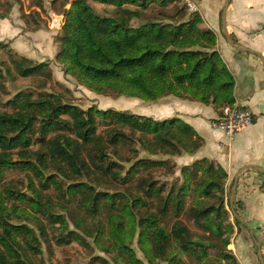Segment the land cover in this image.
Returning <instances> with one entry per match:
<instances>
[{
    "label": "trees",
    "instance_id": "1",
    "mask_svg": "<svg viewBox=\"0 0 264 264\" xmlns=\"http://www.w3.org/2000/svg\"><path fill=\"white\" fill-rule=\"evenodd\" d=\"M94 1L113 5L116 14H101L88 0L72 1L65 12L62 33L57 37L60 47L56 59L63 64L66 74L106 95L147 101L175 95L216 106L234 104V75L216 50L215 32L204 26L198 11L187 21L174 23L164 17H184L187 5H180L181 0ZM152 3L161 7L158 16L146 11ZM170 3L173 6L168 8ZM131 18L143 22L132 26ZM3 47L5 44L0 42V48ZM33 78L37 88L46 87L53 78L49 61L34 62L17 52L0 53V179L5 167L19 165L33 170L40 179L58 182L55 176L44 175L46 169L52 168L62 178L78 181L67 191L73 196L80 193V205L92 216L110 210L114 244L133 258L135 252L126 242L127 229L133 233L137 226L139 244L150 264L158 260L165 264H239L228 247L233 228L224 207L227 171L214 160L203 158L184 166L185 181L178 190L171 187L166 199L159 198L162 206L158 211L141 216L135 211L149 204L144 196H161L162 186L155 187L151 182L143 195L121 203L117 194L97 191L92 185L115 180L119 163L111 154L122 155L129 140L135 139L155 152L171 154L194 143L193 149L188 150L196 152L204 140L191 125L178 117L161 120L114 108L84 109L70 99L65 100L61 93L39 90L35 96L33 91L21 88ZM9 81L16 93L7 98ZM101 125L105 126L99 131ZM128 150L139 156L133 147ZM162 162L140 158L121 178L127 181L138 168L157 167ZM84 176L90 184L84 182ZM197 177V198L190 213L198 226L209 231V239L196 235L180 222L169 230L162 221L169 214L170 201L176 211L185 208L191 179ZM144 181L139 178V191ZM40 198L38 194L28 198L26 193H16V199L26 200L36 210L44 208ZM3 199L0 195V264H32V256L41 253L40 238L29 225L11 221L12 213ZM20 211L27 213L25 209ZM52 215L63 228L64 220ZM124 216L130 219L131 228L124 226ZM85 221L79 218L76 226L93 234ZM235 222L242 225L236 217ZM76 233L71 230L64 240L76 238ZM134 263L143 261L135 258Z\"/></svg>",
    "mask_w": 264,
    "mask_h": 264
},
{
    "label": "rangeland",
    "instance_id": "2",
    "mask_svg": "<svg viewBox=\"0 0 264 264\" xmlns=\"http://www.w3.org/2000/svg\"><path fill=\"white\" fill-rule=\"evenodd\" d=\"M72 1L0 0V42L5 44V47L0 48V53L8 55L10 52H17L34 60V62L49 61V66L53 72V78L47 83L45 88H37L34 78L30 79L27 84H23L21 88L33 91L35 96L39 90L61 93L65 97V100L68 101L70 99L73 103L84 109L97 106L100 109L114 108L147 116L148 114H144L148 107L147 102H156L158 100L147 101L126 95L116 96L98 93L83 85L75 76L65 73L63 64L56 59L60 47L57 37L62 33L65 12L71 7ZM88 2L101 14H116V9L113 5L102 4L94 0H88ZM179 4L187 5L186 15L184 17H164L166 21L174 23L187 21L188 18L192 17L193 12L197 11V6L193 0H181ZM192 5H195V9ZM172 6L173 3H170L168 8ZM126 7L131 9L136 8L134 5H127ZM146 11L153 16H158L162 10L158 3H152ZM142 22V19H130L132 26H137ZM6 85L10 86L7 98L12 97L16 93L14 86H12V82L10 81L6 82ZM104 126L101 125L99 131L103 130ZM129 146L136 149L139 156H136V153L129 152ZM193 146L194 143L187 148L181 147L180 150H175L174 154H171L164 153L163 151L155 152L148 147L145 148L135 139L129 140L128 146L122 149V155L111 154L112 159L119 163V166L116 168L117 177L114 178L115 180L111 183L97 182L92 185H94L97 191H107L117 194V200L122 203V201L126 200L132 202L138 195H143L142 193L148 184L154 182L155 187H163L162 195L152 194L144 196L149 204L141 206L135 212L140 216L145 213L156 212L162 206L159 198L166 199L171 187L177 191L184 183L183 167L186 165L191 166L195 161L206 158L183 160V156L186 154H195L197 152L193 153L188 150H192ZM144 157L150 160H162L163 162L157 167L138 168L137 171L130 175L127 181H124L121 177L131 170L138 159ZM208 163H210V160H208ZM214 164L216 165V163ZM44 175L48 177L51 175L55 176L58 182L45 180V177L44 179H40L33 170L22 168L19 165L5 167L0 179L1 199L3 197L7 199L3 200L12 213L11 221L29 225L40 238L41 253L32 256V264H142L134 263L135 258L141 259L143 264H150L148 257L139 244V227H134L133 233L127 229V236L129 238L126 242L135 252V257L133 258V255L114 244V231H112L113 224L108 215L109 209L108 211L102 210L96 216L90 215L85 207L79 203L82 195L79 193L73 196L67 191V187L78 181L62 178L52 168L46 169ZM199 175L202 176V174ZM84 177V182L90 184L87 176ZM140 177H143L145 179L144 182H146L142 183L143 187L141 191L137 187ZM228 178L229 174L227 172L224 207L228 211V222H230L233 228L230 243L232 244L236 232H248L249 228L244 223L239 225L235 222V217L230 206V194L234 180L230 181ZM197 179L198 177L191 179L185 208L181 211H176L173 201H170L171 208L169 214L167 217H163L162 221L169 230L174 223L180 222L196 235L209 239V235H211L209 231L201 225L198 226L190 213L193 201L197 198V193L194 190V185L198 182ZM9 190H12L15 194L9 195ZM18 192L26 193L28 198H32L36 194L40 195L44 208L36 210L33 206H29L26 200L16 199V193ZM121 196H125V198ZM234 206L241 218L244 219L238 209L242 207H237L235 201ZM17 207L20 210H27V213H23L20 210L15 211L14 208ZM52 214L59 215L64 220V227L65 225L67 227L61 228V222L56 221ZM79 218L86 220V226L93 229V234H88L87 230L84 228L79 229L76 226V221ZM124 219V226L131 228L130 219L126 216H124ZM71 230L77 231L75 234L76 238L65 241L64 238ZM62 239L63 241L60 242ZM188 259L190 260V258ZM156 264H165V262L158 260Z\"/></svg>",
    "mask_w": 264,
    "mask_h": 264
},
{
    "label": "crops",
    "instance_id": "3",
    "mask_svg": "<svg viewBox=\"0 0 264 264\" xmlns=\"http://www.w3.org/2000/svg\"><path fill=\"white\" fill-rule=\"evenodd\" d=\"M193 1L204 26L215 32L216 50L234 75V104L251 110L253 123L229 136L212 125L221 115L222 105L175 95L147 102L144 114L161 120L178 117L191 125L204 144L183 160L206 157L222 165L228 179L234 180L230 199L238 177L230 206L235 209V201L237 207H242L238 209L249 231L236 232L229 248L239 264H264V171L247 168L250 164L264 168V59L255 52L236 49L225 33L226 27L239 46L264 53V0H229L226 8L225 0Z\"/></svg>",
    "mask_w": 264,
    "mask_h": 264
},
{
    "label": "built area",
    "instance_id": "4",
    "mask_svg": "<svg viewBox=\"0 0 264 264\" xmlns=\"http://www.w3.org/2000/svg\"><path fill=\"white\" fill-rule=\"evenodd\" d=\"M192 7L194 8L195 5H192ZM253 120L254 115L251 110L238 104H225L221 107V115L212 125L214 128L232 136L251 125Z\"/></svg>",
    "mask_w": 264,
    "mask_h": 264
},
{
    "label": "water",
    "instance_id": "5",
    "mask_svg": "<svg viewBox=\"0 0 264 264\" xmlns=\"http://www.w3.org/2000/svg\"><path fill=\"white\" fill-rule=\"evenodd\" d=\"M228 1L229 0H225V8L226 6L228 5ZM224 16H225V13H224ZM224 27H225V24H224ZM225 33H226V36L227 38L230 40V43L236 48V49H241V50H246V51H251V52H255L260 58L264 59V53H261V52H257V51H254L250 48H243L241 46H239L233 39L232 37L230 36V34L228 33V31L226 30V27H225ZM248 167H253L255 169H258L260 171H264V168L258 166V165H255V164H250V165H247V168ZM237 181H238V177L235 178V186H234V189H233V192H232V197L230 199V202L231 204H233V199H234V193H235V188H236V184H237ZM232 213L234 215V217H236L237 219H239L242 223L246 224V222L239 216V214L235 211V209L233 208V205H232ZM247 225V224H246Z\"/></svg>",
    "mask_w": 264,
    "mask_h": 264
}]
</instances>
